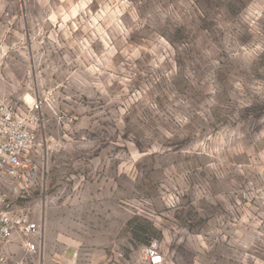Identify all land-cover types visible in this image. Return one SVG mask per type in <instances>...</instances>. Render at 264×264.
Segmentation results:
<instances>
[{"label":"rangeland","instance_id":"1","mask_svg":"<svg viewBox=\"0 0 264 264\" xmlns=\"http://www.w3.org/2000/svg\"><path fill=\"white\" fill-rule=\"evenodd\" d=\"M27 94L18 203L60 255L73 234L104 264L152 239L165 264H264V0H0V96Z\"/></svg>","mask_w":264,"mask_h":264},{"label":"built area","instance_id":"2","mask_svg":"<svg viewBox=\"0 0 264 264\" xmlns=\"http://www.w3.org/2000/svg\"><path fill=\"white\" fill-rule=\"evenodd\" d=\"M42 103L37 98L20 106L0 96V264H39L43 257L42 223L29 206L18 203L35 189L39 177L35 151ZM140 256L144 264L166 262L158 239L143 246Z\"/></svg>","mask_w":264,"mask_h":264},{"label":"crops","instance_id":"3","mask_svg":"<svg viewBox=\"0 0 264 264\" xmlns=\"http://www.w3.org/2000/svg\"><path fill=\"white\" fill-rule=\"evenodd\" d=\"M50 229H45L43 232V253L42 257L38 263L39 264H62L56 263L54 261L56 256L60 255L61 248H57L55 235ZM66 245L64 246L63 258L65 259L64 264H74L75 260L82 255L83 259H86V264H104V248L102 246V239L100 237H84L81 236V244L84 247L80 251L77 245V240H74V235L70 234L65 236ZM77 253L76 256L74 254ZM67 262V263H66Z\"/></svg>","mask_w":264,"mask_h":264},{"label":"bare ground","instance_id":"4","mask_svg":"<svg viewBox=\"0 0 264 264\" xmlns=\"http://www.w3.org/2000/svg\"><path fill=\"white\" fill-rule=\"evenodd\" d=\"M26 99H27V101L29 102V103H33L34 102V97L31 95V94H27L26 95Z\"/></svg>","mask_w":264,"mask_h":264}]
</instances>
